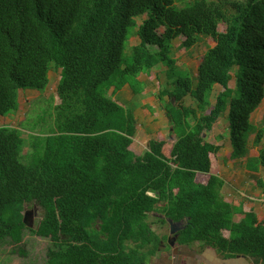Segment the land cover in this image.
I'll list each match as a JSON object with an SVG mask.
<instances>
[{"label":"trees","instance_id":"obj_1","mask_svg":"<svg viewBox=\"0 0 264 264\" xmlns=\"http://www.w3.org/2000/svg\"><path fill=\"white\" fill-rule=\"evenodd\" d=\"M181 36L184 50L215 41L196 76L173 57ZM163 65L172 86L159 99L177 140L139 154L136 115L114 93H143L140 76ZM52 69L48 132L0 124V241L20 244L30 229L51 241L45 264H149L172 219L183 222L176 247L201 241L264 264V219L222 196L221 146L206 136L226 117L229 156L264 167V149L249 156L252 133L255 144L264 136L251 120L264 100V0H0V116L18 111L21 90L43 93ZM32 203L42 211L29 227Z\"/></svg>","mask_w":264,"mask_h":264},{"label":"rangeland","instance_id":"obj_2","mask_svg":"<svg viewBox=\"0 0 264 264\" xmlns=\"http://www.w3.org/2000/svg\"><path fill=\"white\" fill-rule=\"evenodd\" d=\"M227 28L226 23H220L219 30L225 31ZM162 31V29H160ZM185 39L184 36H181L180 38L176 39L174 42L175 49L173 51V57L177 58V64L179 66H182L183 68H188L195 76L197 75L198 66L202 60V57L206 51V49L209 46H212L215 44V41L211 38H204L199 44L195 45L192 50H184L183 48L180 49V44ZM138 39L133 38V42H136ZM189 52H193L192 54H189ZM167 69L166 66H161L157 69H154L152 72V77H150L151 80V88H150V96L146 97V99L140 100V103L137 99L132 100L130 107L133 109L134 107L140 105L144 106L145 101H152L156 104V109L158 110L159 115H162V125L159 124H153V125H147L144 124V120H147L146 118H141V120L137 123V133L134 137L135 143L133 144V147L136 149L137 153H144L146 150L151 149V141L154 139H160L162 138V135H166V139L169 140L170 144L175 142L177 140L176 135L170 133L169 130V123L170 118H168L164 111V105L162 104L161 100L159 99V93L160 91L165 87H171L172 86V79L168 78L166 73L164 72ZM60 69H52L50 71V77L51 82L48 86V88L41 93L38 90H21L20 94V107L18 111L14 115L9 116H0V124H11L14 126H22L21 123L27 124V126L24 128L26 132L31 131H43L48 132L49 125L47 124L50 120V117L47 115L45 116L46 119H40V116H43L45 114V110L51 106L53 101L51 100L52 96H56V90L57 85L60 78ZM232 86H235V81H232ZM221 88L217 86V90H220ZM122 98V97H121ZM169 97L166 96V99ZM123 99L127 100V97L125 96ZM56 100L58 98L56 97L54 103H56ZM185 100L187 101V104H195L193 102V98L188 95L185 97ZM151 103V102H150ZM126 107L129 106V103L125 105ZM129 108V107H128ZM147 108L154 112V108L151 105H148ZM253 121L254 123L258 124L259 127L264 126V100L260 106V108L253 114ZM158 119V118H157ZM51 121V120H50ZM51 123V122H50ZM49 123V124H50ZM229 122L225 118H221L219 120L218 124H215L212 131L208 135L207 138H214L215 135L222 132L223 129H225L226 133L229 132L228 125ZM29 125V127H28ZM33 127L34 129H30ZM150 133V134H149ZM26 135V133H25ZM160 137V138H159ZM252 137V136H251ZM255 138V134L251 138V141H253ZM222 144L227 145V148L229 150H232L230 146V141H225L221 139ZM253 142L249 143L251 145ZM250 145V146H251ZM263 145L258 146H252V153H255V150H260ZM29 151L28 148H26L25 152ZM224 153V151H223ZM236 189V188H235ZM223 189L221 190V192ZM237 192V193H236ZM229 196L231 199L237 197V194L239 192L237 190L230 191ZM227 194V192H225ZM256 194V193H255ZM256 196H258L256 194ZM35 205L32 203L27 206V210L36 212L35 211ZM41 211L42 209L39 207V210H37L38 216L35 217V214L33 215L34 226L37 225V223L40 220L41 217ZM157 232L161 235H168V239L163 240L162 242V249L161 251L167 252L173 255V253H181L180 249L176 246L170 247V227L167 223L166 225L160 226L157 228ZM175 236H171L170 240H174ZM51 246V241L49 238L39 236L37 234H34L31 232L30 229H25L24 231V239L23 242L20 244H16L12 241H0V264H45L47 261V250ZM20 248L24 250L26 253L23 254L20 251ZM175 251V252H174ZM179 258V256H178Z\"/></svg>","mask_w":264,"mask_h":264},{"label":"crops","instance_id":"obj_3","mask_svg":"<svg viewBox=\"0 0 264 264\" xmlns=\"http://www.w3.org/2000/svg\"><path fill=\"white\" fill-rule=\"evenodd\" d=\"M150 77H152L153 79V76H148L146 73L140 76V79L143 80L144 83L143 93L135 94L132 91L131 86L129 84H126L124 85L123 88H121L116 93H114V98L120 101L124 105L129 103L128 107L135 113L138 122L141 120V118L144 117L147 119L144 120L143 122L144 124H146L147 122V125L149 126L153 124L162 125L161 119L163 116L156 114L158 113V110L155 107L156 104L153 103L152 101L146 100L145 105L141 107L140 105L134 107L133 109L130 107L132 100L137 99L138 102L140 103V100L146 99V97L150 96V88L152 83L151 82L152 79L150 80ZM28 90H35V89H28ZM125 96L127 97L128 101H126V99H123ZM183 102L186 105H188L186 100ZM193 102L195 103L194 100ZM148 105H151L155 111L151 112L147 108ZM253 114L251 116L252 121L254 116ZM219 120L215 124H218ZM261 127L264 128V126ZM254 134L255 133H252L251 136L253 137ZM162 137L166 138V135L163 134ZM215 138L216 140H218L217 141L218 145L221 146L219 150L220 165L216 173L224 180V186L222 188L223 191L221 192L222 196H224L226 199H228V201L232 202L238 208L243 207L244 209V206L253 208L260 215V217L264 219V191L262 188L256 185L254 179L252 178L254 177L253 176L254 173L257 174L258 176H263L264 167L260 166V168L252 170L248 167V161L246 158L236 159L230 157L229 154L231 153L232 150H229V148H227V145L222 144L221 141V139L225 141H230V146L232 148L229 132L226 133L225 129H223L222 132H220L219 134L215 135L214 139ZM251 142H253L252 143L253 145L249 144V146L251 145L249 149V156L258 157L260 155V150L264 149V136L261 143L259 144H255L254 140L251 141L250 139V143ZM258 145H263V147H261L260 150L257 151L255 150V153L254 152L252 153V149H253L252 146H258ZM235 190H237L239 194H237V197L231 199L229 196L230 194L229 192ZM225 192H227V194H225ZM255 193L258 196H256ZM242 216H243L242 214L237 213L235 215V218L236 220H239ZM177 248L180 249L181 252L180 254L173 253L172 255L170 253L160 251L157 255L150 258L149 264H263L262 262H259L252 256L238 255L236 257H225L222 254H220L215 248L209 245H205V243L201 241L196 242L189 246H179Z\"/></svg>","mask_w":264,"mask_h":264},{"label":"water","instance_id":"obj_4","mask_svg":"<svg viewBox=\"0 0 264 264\" xmlns=\"http://www.w3.org/2000/svg\"><path fill=\"white\" fill-rule=\"evenodd\" d=\"M175 98H173V102H175ZM170 124H172V120L170 119ZM153 196H155L156 194L155 193H151ZM37 210H39V207L38 206H35V211L36 212H32V211H29L27 210L26 213H25V218H24V221L26 222V224L29 226V227H33L34 224H33V221H34V218H33V215L36 214L38 215L37 213ZM157 214V213H156ZM160 217L162 218H166L165 215L163 214H160L159 215ZM168 221V224H169V227H170V235L174 236L181 228H183V222H175L173 221L172 219H167ZM170 236V238H171ZM169 238V242H170V245L171 246H175V240H176V237H174V240H170Z\"/></svg>","mask_w":264,"mask_h":264}]
</instances>
